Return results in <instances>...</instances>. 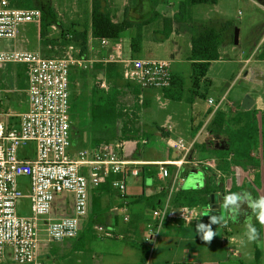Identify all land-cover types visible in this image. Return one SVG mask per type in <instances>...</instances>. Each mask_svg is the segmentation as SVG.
Returning <instances> with one entry per match:
<instances>
[{"label": "built area", "instance_id": "2783aa9c", "mask_svg": "<svg viewBox=\"0 0 264 264\" xmlns=\"http://www.w3.org/2000/svg\"><path fill=\"white\" fill-rule=\"evenodd\" d=\"M41 10L13 7L9 0H0V40H17L21 29L32 23L41 25ZM101 50L109 52L108 62L123 63V78L144 90H165L172 86V61L168 59L129 58L125 60L122 39H96ZM90 56L46 58L41 52L26 50L0 51V68L16 64L25 67L27 110L20 114L7 112L0 120V264H45L41 257L39 234L41 227L49 242L64 243L78 240L83 224L90 217L91 195L102 185H110L121 194L124 220H129L128 180L141 174L143 165H155V178L166 191V207L181 191L185 177L184 165L217 171L216 162L198 161L189 157V150L175 141L170 148L179 150L180 159L171 162H141L133 158L135 141L110 140L91 149L72 150V82L71 75L93 64L108 63ZM102 88L106 82L101 76ZM108 90V89H107ZM142 99V95H141ZM224 98L216 102L209 97L207 104L214 113ZM19 118L18 123L11 119ZM35 145V157H20L21 148ZM148 141L143 140V145ZM29 153V152H28ZM30 154V153H29ZM170 167L176 170L170 171ZM28 178V182L22 180ZM73 196V213L52 218L58 194ZM30 201V213H20V201ZM48 222V223H45ZM151 231L146 240L150 254L140 264H150L155 238Z\"/></svg>", "mask_w": 264, "mask_h": 264}, {"label": "rangeland", "instance_id": "374dc122", "mask_svg": "<svg viewBox=\"0 0 264 264\" xmlns=\"http://www.w3.org/2000/svg\"><path fill=\"white\" fill-rule=\"evenodd\" d=\"M103 3L105 6H109L112 9L115 7L118 8L116 12L117 22L128 19L136 24H142L145 21L144 18L150 14L152 10L151 0H103ZM33 4L34 8L41 10L45 15L46 23L49 25L48 30H46L48 36L46 38L41 36L42 23L41 25L32 23L21 29L20 36L17 40H0V51L13 49L28 50L31 52L39 51L42 56L46 58L63 57L69 53H72L73 56H77L78 53H81L82 48L80 45L69 42H67L66 45L64 43L62 33H69L74 25L81 27V31L85 29L90 31L92 0H33ZM179 4V0H161L158 11L165 17H170L174 20L175 24H173V29L174 32L178 33L175 34L174 38L164 43L165 39L158 32L162 27L160 22L158 25L154 23L145 26L142 32L144 39L143 50L139 58L171 60L173 62L172 69L181 71L184 74L188 88V85L191 84L192 65L187 58L189 54L188 46L191 44L192 37H190L188 32H184L179 36L181 27V23H179L180 18L178 17ZM119 5L122 7L120 8ZM192 11V18L187 16L188 19L186 18L185 20H188L194 26L200 29L215 27L224 30L221 58L219 61L212 63L208 71V80H205L201 84L200 96L197 98L196 106L193 108L201 110L206 115H209L212 114L211 112H213L214 109L207 104L206 100L212 97L218 102L224 98L225 100L221 106L222 108H220L217 113L223 110V113H227V115L230 114L229 126L236 129V124L238 125L241 123L243 125L245 120L249 119L243 113L244 109L242 108V103L244 99L248 95H252L255 99H260V97H262L264 100V0H219V3L215 7L203 5L195 7ZM237 30L239 31V43L235 44V33ZM135 32V30H131L122 36V40L125 44L123 56L125 60L135 58L132 56L130 46L131 39L135 36ZM90 48L92 49L91 54L93 58L99 61L103 60V62L109 61V52L101 50L98 41H94V44H89V51ZM88 55L90 56L89 53ZM108 63H96L87 69L83 68L82 70H77L73 74L72 104L74 121L72 123V132L76 129L78 133L76 135L73 133L71 134V141L74 145L80 144L78 147L75 146L76 148H72L74 152L82 149H91L95 147L97 143H104L120 138L121 136L120 124L116 126H100L99 124H93L90 120V98L94 87L99 86L100 90L108 91L111 87L116 85L126 86L127 84H132L122 78L114 81L112 85H110L104 77L105 72L103 70V67ZM119 66L123 74L125 66L123 63H120ZM24 68V66L16 64L4 65V67L0 68V99L4 97L6 102H9V104L6 103L8 104L7 112L12 111L15 114H19L27 110V85ZM101 76H103L106 82L105 89H103L100 84ZM128 91L129 90L126 89V93H128ZM123 100L131 105L134 98L126 94ZM147 100L149 106L143 107L139 123L141 130L140 136L134 139L138 142H135L136 146H132L131 151H129L130 154L134 153L137 158H151L159 152V148L155 144L152 145V142H149L152 141L153 135L148 137L143 136V134H146L145 129H153L160 132L158 125L160 126V124L165 123L168 115L162 108L163 102H166L162 96V90H144L142 92L141 101L145 102ZM259 105L260 102L257 107ZM246 112L248 111H245V113ZM217 113L214 115L213 121L211 120L212 124L215 123L214 121ZM232 115L233 117H230ZM256 119H258V121L260 119L259 122L263 131L262 137L255 146L258 154L257 156L260 158L264 157V118L257 113ZM18 122L19 118H13L11 120V123ZM169 122L171 124H169L168 127H171L172 130L173 127L176 128L174 124L177 121L175 119ZM83 132L86 134L84 140L79 138ZM203 134V136H205V132ZM176 135L180 137L183 136L184 138L187 137L186 130L182 132L176 131ZM143 140L148 141V144L143 145ZM225 142L226 139L224 136H214L209 140V144L217 148L225 146ZM34 150V144H30L26 148H21L19 151L20 157L32 159L35 157ZM163 152L168 153L167 150ZM174 156L175 154H173V157ZM242 180V176L236 175V172L233 174V185L240 182L242 183ZM28 181V178L22 180L24 183ZM146 184L150 186L148 180ZM128 185L129 195L135 194L136 192L141 193L143 187L142 177L139 176L129 179ZM179 192L176 193L175 200L177 195L180 194ZM194 192L197 193L196 191ZM225 192L228 193V191ZM95 196L101 197L103 194L99 195L98 192H95L92 199H94ZM103 197H105L106 204H110L111 201H117L115 193L106 194ZM56 203L60 206H70L73 211V196L70 194H58L56 196ZM100 204L101 203L96 206L94 205L95 209H93V212L95 211V213L100 214L102 210L100 209ZM204 208L205 205L200 203L199 205L192 206L191 209L194 212H199L201 215L204 212ZM68 212L69 210L62 211V215L67 216L69 215ZM20 213L25 215L30 213V201L28 199L20 201ZM101 218L102 217L98 216V218L93 217V220L90 218L86 220L83 224V232L81 235L83 236L84 231H87L90 224L104 225L105 222L104 220L102 221ZM228 225L230 228L226 233L229 234V247L232 248V250L234 247L238 249L239 252L240 249L238 246L241 245L244 247L243 255L241 258L236 259L238 264H256L255 253L257 241L249 242L247 240V237L244 235L246 231L244 227L243 229L240 227L241 230L235 232L232 218L228 219ZM104 229L109 230L106 225H104ZM235 235H237L240 240H235ZM39 238L40 241H42L41 244H39V250L45 264H54L55 260H50L54 255L55 259H63V255L68 253L70 247L73 248L79 244L76 242L77 240H69L64 243L47 242L48 237L46 228L44 230L43 226L41 227ZM259 238L262 241V247L260 245L261 241L260 244L258 243V246L264 252V237L260 235ZM59 245H61L60 248L58 247ZM44 249H46L47 253H43ZM146 251L149 256L150 250L146 248Z\"/></svg>", "mask_w": 264, "mask_h": 264}, {"label": "crops", "instance_id": "0c3cea01", "mask_svg": "<svg viewBox=\"0 0 264 264\" xmlns=\"http://www.w3.org/2000/svg\"><path fill=\"white\" fill-rule=\"evenodd\" d=\"M215 6L216 5H214V7ZM121 7L122 6H120V8ZM180 26L179 36L184 32H188L190 37H192L195 29L202 30L191 23H181ZM177 33L178 32H173L170 38L164 40V43L174 38ZM89 35V44H94V41L97 40L91 38V33ZM188 47L190 54L191 44ZM91 50L90 48L89 53ZM189 54L187 60L192 65V62L189 60ZM172 74L173 76L185 80L183 97L181 100L177 101L165 98L162 93V96L167 102H163L162 107L168 114L166 121L160 124V126L156 124L158 128L161 129L160 132L153 129H145L146 134H143V136L148 137L153 135L152 141L149 142H152V145L155 144L159 148V152L151 158H137L134 153L132 156L141 162L162 163L177 161L181 158V154L178 153L179 150L172 149L169 146V143L171 144L175 141L176 143L184 145L189 150L190 159L192 157L198 161L213 160L217 164V171L207 170L202 167L198 168L193 165H184L181 168V174L187 178L193 169L206 171L208 178L205 189L209 188L214 192L212 195L217 194L220 196L219 207L215 210L212 204L206 205L202 203L205 205V208L201 215L199 212L192 211V205L189 204L190 197H194L195 199H202L204 197V195L198 193L200 190L194 189L187 191L181 190L179 192L186 194L185 200L187 202H177V198L176 200L174 198L172 204L166 207V191L162 190L160 186L163 182L154 176L157 167L152 164L143 165L140 167L141 174L139 175L143 180L141 193L136 192L135 194L129 195L128 190V197L131 200L127 212L129 220H124L125 211L123 210L121 194L113 190L110 185H108L110 188L107 189L101 188L102 186H106V184L100 186L98 190L94 191L91 195V211L89 218L93 220V217H102L101 220H104V225H106L109 230H105L104 225L90 224L87 231H84L83 236L81 235L82 237L80 236L76 241L79 244L76 247H70L68 253L63 255V259H55V255L53 258H50V260H55L54 264H140L145 259V256H147L146 248H148V242L146 237L151 231H159V233L155 238L150 264H238L236 259L241 258L244 247L241 245L238 246L240 252L234 247L233 250L229 247V234L226 232L227 230L229 231L230 228L228 225V219L230 217L224 212L221 205L224 197L230 193L249 192L254 199L264 196V157L259 158L255 148L263 132L259 122L260 119L259 121L258 119L254 121V117H252L251 113L249 114L243 111L245 116L249 119H246L243 125L241 123L238 125L236 124V129L229 126L230 114L227 115V113H224L226 115L222 128L217 125L216 118L214 121L215 123L212 124L211 120L216 114L214 110L211 112L212 114L206 115L201 110L193 108L196 106L197 98L200 96L201 86L192 90L193 81L191 76V84H189L187 88L186 78L181 71L172 69ZM205 80H208V77H206ZM252 98L255 99L253 96ZM255 101L256 103L253 109L258 111V114L262 115L263 118L264 100L260 97V99L256 98ZM146 102L148 104L147 106H149L148 100ZM259 102L260 105L257 107ZM6 103L9 104L4 97L0 99V120H7L8 118L6 117L8 111V104ZM230 117H233V115ZM173 119L177 121L174 124L176 128L173 127L174 131L171 127H168V125L171 124L169 121ZM255 125L259 129V133L252 144L247 146V155L243 164L240 166L232 164L233 132L247 127L250 129L251 127L256 128ZM183 130H186V138L176 135V131L182 132ZM204 132L205 136H203ZM214 136H224L226 145L217 148L209 144V140ZM164 150H167L168 153L163 152ZM173 154H175L174 157ZM169 170H176V167H170ZM235 172L236 175L242 176L243 180L242 183L240 182L233 185V174ZM147 180L151 181V183H149L150 186L146 184ZM197 181L200 180L198 179L195 182ZM194 191H197V193ZM225 191H228V193ZM95 192H98L99 195L103 194V196L115 193L117 201H111V203H107V205L105 203V197L101 196L100 209L102 210L100 214H97L95 211L93 212L95 204L92 198ZM68 210V214L71 215L73 213L72 207L60 206L55 201L52 218H61L65 216L62 215V211ZM206 211L209 212V215L220 216L223 214L225 216L221 224L212 225L213 231L216 232V236L211 243L203 242L196 230L198 223L207 224L209 222V217L204 215ZM251 215L252 210L248 208L247 204H243L241 206V213L233 219L235 232L240 231L243 227L245 228V220ZM252 222L257 228L259 237L260 235L264 237V226H261L258 221L255 220V217H253ZM234 239L240 240L237 235H235ZM260 241L259 238L257 247L261 252L260 261H257L255 253L256 264H264V252L258 246ZM47 242L49 241L47 240ZM260 245L262 247V241ZM60 246L61 245L58 247L60 248ZM43 253H47L46 249H44Z\"/></svg>", "mask_w": 264, "mask_h": 264}, {"label": "trees", "instance_id": "16d2710c", "mask_svg": "<svg viewBox=\"0 0 264 264\" xmlns=\"http://www.w3.org/2000/svg\"><path fill=\"white\" fill-rule=\"evenodd\" d=\"M11 5L16 8L33 9V0H9ZM179 13L181 23H190L185 20L187 16L192 18L193 9L198 6L210 5L214 6L219 3V0H179ZM161 0H151L152 10L144 18V23L136 24L128 19L122 22L116 21V12L118 8H110L105 6L103 0H92V13H91V27L90 31L85 29L81 31L79 26L74 25L69 31V33L63 32L62 39L64 43H75L80 45L82 48L81 56H87L89 53V40L90 33L93 39H122V36L131 30H135V36L131 39V52L132 56L139 58V55L143 50V34L144 27L150 24H156L160 22L162 27L158 32L162 35L164 39H168L174 32L173 24L174 20L170 17H165L162 13L158 11ZM188 19V18H187ZM188 21V22H187ZM41 25V36L46 38L49 25L46 23L45 15L42 17ZM223 31L215 27H206L202 30L195 29L193 31V36L191 40V50L189 54V60L192 62V81L193 87L199 88L201 84L205 81L208 71L212 63L219 61L221 58V48L223 44ZM67 45V44H66ZM104 64V63H99ZM25 69V68H24ZM104 77L109 82L110 85L114 81L123 78L122 69L117 63H108L103 67ZM25 72V71H24ZM76 72V71H75ZM71 75V82L72 77ZM185 80L173 76L172 86L168 89L162 90L165 98L172 100H181L184 94ZM126 89L129 90L126 93ZM131 95L134 101L131 105L126 103L123 98L124 95ZM142 89L134 84H127L126 86H114L108 91L100 90V87H94L90 98V120L93 124H99L100 126H116L121 125L120 128V138L117 140L125 141H135L134 139L140 136V118L144 106H147V102L141 101ZM141 101V102H140ZM251 113L256 121L255 115L258 111L254 109L246 112ZM264 118V113H263ZM217 125L222 128L225 122V114L222 112L217 113L216 116ZM256 128H243L238 131L233 132V147H232V164L242 165L244 159L247 155V146H250L255 138L258 136L259 129ZM161 130V129H160ZM74 135L78 133L75 129L72 132ZM85 133L83 132L79 138L84 140ZM116 140V139H114ZM138 142V141H135ZM102 142L95 145L99 146ZM72 144L73 148L79 146ZM82 147V146H81ZM76 148V147H75ZM78 149V148H77ZM102 189L110 188V186H102ZM100 188V189H101ZM108 191V190H104ZM102 192V191H101ZM197 192V191H196ZM204 197L201 199H195L190 197V205L194 206L204 203L206 205L211 204V195L214 193L209 188L198 191ZM185 193H180L177 195V202H187L185 200ZM201 197V196H200ZM100 196L94 197V204L98 205L100 203ZM258 241V240H256ZM260 251L256 247V259L260 261Z\"/></svg>", "mask_w": 264, "mask_h": 264}, {"label": "clouds", "instance_id": "9594fccd", "mask_svg": "<svg viewBox=\"0 0 264 264\" xmlns=\"http://www.w3.org/2000/svg\"><path fill=\"white\" fill-rule=\"evenodd\" d=\"M148 182L151 183L150 180ZM243 204H247L248 208L252 210V215L248 216L245 220L246 231L244 235L249 242H254L259 239V233L252 221L253 217H255V220L261 226H264V196L254 199L249 192L230 193L224 197L221 207L230 218L235 219L241 213V206ZM204 215L209 217V222L207 224L198 223L196 230L203 242L211 243L216 236L212 225L221 224L225 216L209 215L207 211Z\"/></svg>", "mask_w": 264, "mask_h": 264}, {"label": "water", "instance_id": "95a60500", "mask_svg": "<svg viewBox=\"0 0 264 264\" xmlns=\"http://www.w3.org/2000/svg\"><path fill=\"white\" fill-rule=\"evenodd\" d=\"M239 43V31L237 30L235 33V44ZM256 101L253 99L250 95H248L243 103H242V108L244 111H250L254 107ZM207 178L208 174L206 171H201L197 169H193L189 175L187 176L182 190L187 191V190H204L207 184ZM200 180L195 182L196 180ZM219 195L214 194L211 195V204L213 205L214 209H217L219 207Z\"/></svg>", "mask_w": 264, "mask_h": 264}]
</instances>
